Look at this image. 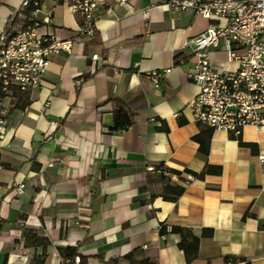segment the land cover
<instances>
[{
  "label": "crops",
  "instance_id": "obj_1",
  "mask_svg": "<svg viewBox=\"0 0 264 264\" xmlns=\"http://www.w3.org/2000/svg\"><path fill=\"white\" fill-rule=\"evenodd\" d=\"M25 1L0 0V33ZM95 1L100 18L91 40L77 36L71 0H44L34 14L36 34L72 41V53L49 57L24 110L9 104L0 137V264H60L58 249L67 247L88 264H128V255L186 264L171 227L200 239L191 264H264V166L257 160L264 132L242 129L249 148L211 131L202 154L194 137L205 141L207 131L187 110L197 87L184 45L209 22L190 9L173 12L168 0ZM209 57L216 70L236 68L221 47ZM166 70L155 88L148 73ZM116 106L132 118L119 132L112 131ZM206 165L220 175L170 176L184 188L175 203L163 200L165 183L147 170L200 173Z\"/></svg>",
  "mask_w": 264,
  "mask_h": 264
},
{
  "label": "built area",
  "instance_id": "obj_2",
  "mask_svg": "<svg viewBox=\"0 0 264 264\" xmlns=\"http://www.w3.org/2000/svg\"><path fill=\"white\" fill-rule=\"evenodd\" d=\"M119 3L126 6V0ZM167 4L173 12L190 9L209 22L202 33L184 45L191 49L194 58L188 73V80L197 87L187 104L192 120L212 131H224L233 139H238L248 126L264 132V0H168ZM98 6L95 0H71V12L80 18L78 37L94 38L100 18ZM38 26L35 22L13 36L0 33V84L4 93L0 98V137L7 124L13 90L35 91L47 70L49 57L72 53V41L39 36ZM219 47L226 63L236 64L234 70H216L212 65L209 50ZM97 59L96 55L91 57L93 61ZM167 72L152 71L147 78L159 88ZM257 160L264 166V155H258ZM147 170L170 176L164 168L151 166ZM187 179L192 177L188 175Z\"/></svg>",
  "mask_w": 264,
  "mask_h": 264
},
{
  "label": "trees",
  "instance_id": "obj_3",
  "mask_svg": "<svg viewBox=\"0 0 264 264\" xmlns=\"http://www.w3.org/2000/svg\"><path fill=\"white\" fill-rule=\"evenodd\" d=\"M43 1L44 0H26L23 6L21 7V9L18 11V13H16L8 20L6 24V28L4 30L7 36H13L14 34H16V32L24 31L26 28L33 26L34 23L37 22L34 18V12L40 9ZM3 96L4 93L1 90V84H0V98ZM12 100L14 101V108L17 110H24L29 104L28 93H21L17 90H13ZM131 124H132V118L124 111L123 108H121L120 106H116L113 115L112 131L119 132L126 130ZM178 124L181 126L183 125V122L178 121ZM200 127L205 128L207 131L206 140L205 141L203 140L202 134L194 137V140L198 142L200 152L202 154H207L210 134L212 130L203 125ZM159 129L163 131L168 130L165 125H162V127H160ZM236 140L238 141V144L240 146L253 148L252 145L242 143L240 138ZM158 168H162V167H157V169ZM164 169L170 174V176L173 175L180 177L181 174L184 173L198 180H202L206 175H220L221 173L219 167H213L209 165L204 166V168L200 173H192L188 170H184L183 172H178L166 168ZM159 176L160 179L165 183L163 189V195H162L163 200L175 203L184 193V188L170 183V176H163V175H159ZM159 233L162 236L165 235L167 233L166 228L162 226L159 230ZM170 233L177 234L180 237L178 248L183 252L186 264H191L197 258L200 239L194 236L189 229H185V228L171 227ZM211 235H212L211 230L205 229L202 231L203 238H210ZM32 237L35 238L36 236L32 234ZM35 241H37L38 243L48 244V241L42 238H36ZM58 253L60 256V264H88V258L80 255L78 253L77 247H67L64 249H58ZM43 260L44 259L42 258L41 260H39L37 263L34 264H42ZM125 260L128 264H155L145 258L136 261L135 259L132 258L131 255L126 256ZM240 261H242V259L231 258V259H227L226 264H232ZM110 264H116V261H111Z\"/></svg>",
  "mask_w": 264,
  "mask_h": 264
}]
</instances>
